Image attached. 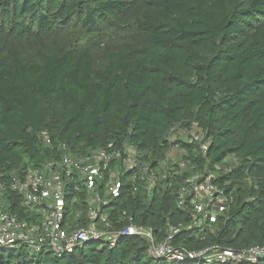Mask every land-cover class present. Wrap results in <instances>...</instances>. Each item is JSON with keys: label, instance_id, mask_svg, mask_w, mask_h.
<instances>
[{"label": "trees", "instance_id": "16d2710c", "mask_svg": "<svg viewBox=\"0 0 264 264\" xmlns=\"http://www.w3.org/2000/svg\"><path fill=\"white\" fill-rule=\"evenodd\" d=\"M182 129L204 133L205 157ZM122 141L165 176L150 192L139 176H121L105 207L114 228L125 213L156 241L181 223L171 242L187 249L264 245V0H0V174L56 159L60 143L78 154ZM209 171L228 208L188 227L178 192L186 177ZM67 191L85 224L83 186ZM4 195V209L27 219L20 196ZM148 249L139 236L113 247L93 239L61 255L0 248V264H168Z\"/></svg>", "mask_w": 264, "mask_h": 264}, {"label": "built area", "instance_id": "2783aa9c", "mask_svg": "<svg viewBox=\"0 0 264 264\" xmlns=\"http://www.w3.org/2000/svg\"><path fill=\"white\" fill-rule=\"evenodd\" d=\"M179 135L183 140L196 142L201 155L205 157L208 140L203 132L182 129ZM42 138L50 143L46 132H42ZM167 139L170 142L175 139L174 129ZM58 149L59 156L40 167L27 166L0 174V248L25 246L31 252L48 248L54 254L61 255L93 239L113 247L121 237L139 236L148 241V251L153 258L163 259L168 264L185 260L204 264L264 261V245L241 250L218 244L200 249L173 245L172 238L183 228L181 223L169 225L161 241L155 240L150 226L134 223L132 217L125 213L122 215L127 222L120 228H114L105 207L120 195L124 184L121 176L125 175L129 180L139 176L150 192L165 175L154 172L142 159L145 152L137 150L127 141L119 145L110 142L105 147H94L78 154L70 152L65 143L58 144ZM188 165L187 160L177 163L181 169ZM213 177L211 171L201 175L192 174L186 177L181 186L177 204L189 209L191 223L188 227L215 222L218 215L228 208V198L223 189L213 182ZM67 186H73L76 190L83 186L87 202L85 224L75 222L79 212L72 209L78 200L75 197L68 200ZM5 192L20 196L21 204L30 212L27 219L4 209ZM35 214L40 217H34Z\"/></svg>", "mask_w": 264, "mask_h": 264}, {"label": "rangeland", "instance_id": "374dc122", "mask_svg": "<svg viewBox=\"0 0 264 264\" xmlns=\"http://www.w3.org/2000/svg\"><path fill=\"white\" fill-rule=\"evenodd\" d=\"M179 152L177 149H173L172 151H170L169 156H168V160L170 161H176L178 160V156H179ZM227 160L229 163H231L232 165L236 164V159L233 156H228Z\"/></svg>", "mask_w": 264, "mask_h": 264}]
</instances>
